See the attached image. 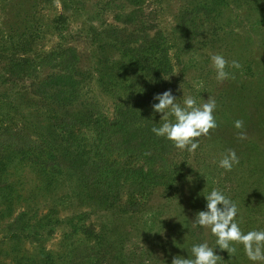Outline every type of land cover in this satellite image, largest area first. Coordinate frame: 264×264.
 <instances>
[{
    "label": "rangeland",
    "instance_id": "374dc122",
    "mask_svg": "<svg viewBox=\"0 0 264 264\" xmlns=\"http://www.w3.org/2000/svg\"><path fill=\"white\" fill-rule=\"evenodd\" d=\"M131 2L0 0V139L5 128L12 136L18 134L16 128L33 137L45 133L62 158L68 143L58 135L55 117L67 106L34 90L40 80L61 70L52 65L56 62L51 58L41 66L42 59L50 52L75 47L81 59L79 71L88 80L83 98L70 109L82 110L97 102L109 112L112 98L97 81L96 59L99 56L107 62L120 57L114 37L120 34L125 39L129 33L138 37L161 33L167 47L171 67L155 95L170 89L181 105L184 96H192L198 105L213 97L218 127L199 138L194 154L176 147L168 154L175 172L173 184L146 191L144 206L137 213L122 203L127 197L124 188L121 202L110 203L91 186L92 199L91 195L85 198L83 184L71 166H57L48 174L36 159L10 165L8 182L15 199L9 220L18 218L24 230L13 236L8 224L0 225L6 235L0 244L5 249L0 264L14 262L10 251L14 237H21L16 253L20 256L40 259L46 252L66 255L71 249V260H61L63 264H93L99 258L106 264H172L175 256L194 258L192 247L203 243L216 253L221 249L211 229L192 226L196 214L207 210L205 196L214 189L236 204L235 222L243 233L264 230V0ZM214 54L241 64L240 69L227 68L235 79L217 82L211 61ZM236 120L244 121L243 129L234 127ZM169 121L175 118L169 116ZM241 132L246 139L238 138ZM83 143L78 147H84ZM229 149L239 157L231 171L219 166ZM90 208L92 214L84 225L93 229L94 237L83 233V222L69 217L71 212ZM232 245L236 252L229 260L234 264H261L248 259L242 244ZM44 259L52 262L50 257Z\"/></svg>",
    "mask_w": 264,
    "mask_h": 264
},
{
    "label": "trees",
    "instance_id": "16d2710c",
    "mask_svg": "<svg viewBox=\"0 0 264 264\" xmlns=\"http://www.w3.org/2000/svg\"><path fill=\"white\" fill-rule=\"evenodd\" d=\"M128 1L131 2V0ZM131 6L137 5L131 2ZM129 15L130 13L127 17ZM137 32L139 34V31ZM160 35L161 33L158 35L144 33L138 37L129 33L127 38L122 39V36L117 34L114 40L120 57L107 62L97 57V81L102 90H105L112 98V108L109 112H106L102 104L97 102L87 105L82 110L70 109V106L74 108L75 102L83 98L88 80L85 74L79 71L78 65L81 59L75 47L68 46L44 56L41 66L48 64L51 58V62L52 60L56 62L52 65L61 71L40 80L34 90L43 98L67 106L66 111L55 117V121L57 119V127L60 129L58 135L61 134L63 140L68 143V149L61 153L62 158H60L57 150L53 148L56 144L45 133L33 137L30 133H24L21 128L14 130L18 133L14 136L10 133V129L5 128L2 131L0 225L8 224L13 230L11 235L19 236L24 226L21 227L17 223L18 218L11 222L9 220L13 215L11 206H13L15 195L12 183L8 182V170L10 165H15L22 160L36 159L39 168L44 170L41 171L49 172L48 174L56 171L57 166L75 168L80 185L83 184L81 187L85 198L92 194L89 187L91 186L94 187L96 194L110 199V203L118 200L121 202L124 188L127 197L122 203L125 206H133L136 213L144 206L143 195L146 191L173 184L175 172L169 163L168 154L175 146L166 138L157 137L151 130L154 126L160 127L164 122L161 120V113L153 111L152 105L157 103L153 97L156 88L162 83L164 75L170 71L171 67L167 47L161 41ZM133 42H135L134 45ZM17 60L22 61L24 58L18 57ZM52 132L55 133V131ZM82 142L85 146L78 147L82 145ZM46 154L50 159L45 157ZM39 157L42 159H37ZM61 159H65V162ZM122 182H125L126 186L121 185ZM90 198L92 199V195ZM91 214L92 208L80 209L71 212L69 217H76L84 225L86 218ZM6 218L8 219L5 222ZM82 228L86 236H95L93 229L85 225ZM32 231L37 232V227ZM5 238L6 235L0 231V244ZM20 247L21 237H14L12 249H10L14 256L12 264L43 262L63 264L61 260H71V258L68 259L71 249L67 250L66 255L57 252H51L50 255L46 252L40 259H35V256L30 258L16 254L20 252ZM4 250L0 246V254ZM216 254L221 257L218 264L235 263L229 260L230 255L226 250H219ZM42 257H50L52 262ZM41 258L43 262L40 263ZM93 264H106V261L99 258Z\"/></svg>",
    "mask_w": 264,
    "mask_h": 264
},
{
    "label": "clouds",
    "instance_id": "9594fccd",
    "mask_svg": "<svg viewBox=\"0 0 264 264\" xmlns=\"http://www.w3.org/2000/svg\"><path fill=\"white\" fill-rule=\"evenodd\" d=\"M211 61L218 83H223L227 79H235L234 74L227 71V68L240 69L242 67L238 61L229 62L220 54L212 55ZM153 99L159 101L152 105L153 111L161 113V120L164 122L160 127L154 126L151 129L152 132L157 137H164L171 141L179 150H187L194 154L199 147V138L207 137L210 130L218 127L213 115L216 101L211 96L199 105L192 96H184L181 105L177 103V98L169 89L162 94H156ZM169 116H173L175 122L169 121ZM234 127L243 129L244 121L236 120ZM238 138L244 140L247 137L241 132ZM237 164H239V157L232 149H229L219 161V166L227 171H231ZM205 198L207 210L196 214L192 226L210 228L212 234L217 237V246L221 250H226L229 255L236 252V248L231 246L233 243L242 244L249 260L264 264V230L243 233L235 222L238 213L236 204L220 191L214 189ZM191 252L194 258L175 256L172 264H218L221 259L207 243L194 245Z\"/></svg>",
    "mask_w": 264,
    "mask_h": 264
}]
</instances>
